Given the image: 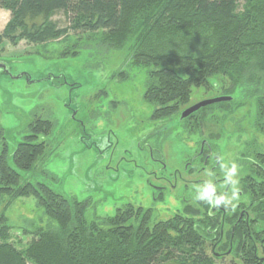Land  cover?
I'll use <instances>...</instances> for the list:
<instances>
[{"label": "rangeland", "instance_id": "rangeland-1", "mask_svg": "<svg viewBox=\"0 0 264 264\" xmlns=\"http://www.w3.org/2000/svg\"><path fill=\"white\" fill-rule=\"evenodd\" d=\"M159 1L140 0L137 11L128 20L135 21L136 16L145 12L146 3H156L153 6L157 7ZM243 6L242 3L239 12L243 11ZM10 16L8 10L0 8V34ZM48 18L59 28L68 26L62 12L28 19L27 23L28 26L41 24ZM140 23H137L136 34L132 22L127 26L129 37L121 47L119 38H111L108 31L81 36L69 32L40 44L26 39L14 43L3 40L0 61L6 63L7 70H0V127L5 131V140H0V151L6 146L12 154L30 131L33 119H46L52 123V129L45 137L47 148L37 159L36 166L29 171L15 167L21 175L15 180L18 183L16 191L0 196V216L4 213L13 226L11 234L18 247L33 239L25 230L50 223L45 208L38 203L36 193L28 184L46 183L66 197L86 202L88 215L100 218L113 216L117 208L126 204L151 208L155 220L174 216L184 209L188 200H191L192 208L201 207L203 201L201 204L195 201L194 195L196 187L206 180L217 186V195H229L228 202L220 204L227 215L235 214L242 202L248 203L247 196L242 199L237 196L244 178L250 173L240 156L252 151L251 143L264 154V128L257 127L256 98L251 96L264 95V76L261 85L245 84V91L250 95L244 96V100L239 93L233 97L223 94L233 89L227 74L210 77L208 87L193 88L187 108L220 96L236 100L228 106L220 102L203 107L205 109L198 118L204 126L200 133L195 129L187 135L177 133L181 129L172 120L154 122L156 106L145 98L154 65H146L148 61L136 55L135 46L150 31L147 44L192 43V40L196 43L197 39L189 34L190 26L173 27L172 35H161L162 31L157 29L154 21L147 22L146 30L143 28L145 20ZM212 31V26L206 25L202 32L209 34ZM184 37L186 39L182 40ZM137 61L140 64L136 65ZM187 108L183 107V111ZM179 118L181 115L176 117ZM203 139L211 144L210 161L207 165L203 162L206 168L196 162L190 171L185 164L191 162ZM218 155L221 163L228 161L238 165L234 177L235 197H231V186H224ZM162 156L168 166V172L164 173L167 180L163 181L159 180L162 174L152 172L154 165L159 164H150L152 157ZM187 156L190 158L185 160ZM10 161L13 164L12 158ZM152 184L167 187L162 197L159 198V191H155ZM20 190L25 191L18 194ZM259 218V225L264 228V214ZM210 251L211 247L208 248ZM212 260L215 264L238 261L232 255L223 260L212 257Z\"/></svg>", "mask_w": 264, "mask_h": 264}, {"label": "trees", "instance_id": "trees-1", "mask_svg": "<svg viewBox=\"0 0 264 264\" xmlns=\"http://www.w3.org/2000/svg\"><path fill=\"white\" fill-rule=\"evenodd\" d=\"M139 1L0 0V8L11 14L0 34V47L3 40L14 43L26 39L40 44L69 32L81 36L100 31L111 32V38L118 37L121 47L129 37L126 29L131 22L135 34L139 30L137 23L143 20L145 30L149 25L147 22L154 21L157 29L162 31L161 35H172L173 27L190 26L189 34L195 35L196 43L192 40V43L147 44L150 31L135 46L136 55L146 59V65H154L145 95L146 100L156 106L154 122L172 120L183 124L182 129L188 134L191 129L200 133L204 128L198 118L205 108L185 119H176L183 107H188L193 88L208 87L210 77L227 74L233 89L223 94L233 97L239 93L244 100L249 94L245 84L261 85L264 76V0H168L165 3L160 0L157 7L153 6L156 3H146L145 12L136 16L135 21L128 20L137 11ZM242 3L244 9L239 12ZM57 12L65 15L68 21L65 28H59L49 18L41 24L28 26V19L52 16ZM206 25L213 28L209 34L202 32ZM253 95L258 109L257 127L264 128V95ZM234 99L221 104L228 106ZM51 124L50 120L33 119L30 131L12 154L3 146L0 151V196L12 193L18 184L15 180L21 175L15 167L29 171L36 166L37 159L47 148L45 137L52 129ZM4 132L0 127V140H5ZM249 148L252 151L243 153L240 160L246 163L250 173L237 195L241 199L247 196L248 203L242 202L232 215H227L223 206L216 207L215 214L214 210L210 211L211 205L204 201L201 207L192 208L191 200H188L184 209L167 219L155 220L151 208L134 204L117 208L113 216L100 218L88 215L86 202L66 197L46 183L28 184L36 193L38 203L45 208L50 223L25 230L33 239L18 247L11 234L13 226L2 213L0 264H215L212 257L223 260L229 254L239 261L234 260L233 264H264V228L259 225V217L264 214V154L254 143ZM193 162L205 165L204 156L193 158ZM193 167L188 169L192 171ZM22 191L25 190L18 194Z\"/></svg>", "mask_w": 264, "mask_h": 264}, {"label": "clouds", "instance_id": "clouds-1", "mask_svg": "<svg viewBox=\"0 0 264 264\" xmlns=\"http://www.w3.org/2000/svg\"><path fill=\"white\" fill-rule=\"evenodd\" d=\"M220 167L225 178L224 186H231V197H235L237 187L234 177L237 174L238 165L235 162L225 161L221 163ZM194 199L195 201H204L209 205L216 206L226 204L230 197L227 193L217 195V186L211 180H206L196 187Z\"/></svg>", "mask_w": 264, "mask_h": 264}, {"label": "flooded vegetation", "instance_id": "flooded-vegetation-1", "mask_svg": "<svg viewBox=\"0 0 264 264\" xmlns=\"http://www.w3.org/2000/svg\"><path fill=\"white\" fill-rule=\"evenodd\" d=\"M179 128L181 129V131H179V132H177V133H181V134H183L182 132H184L183 131V129H182V127L179 125ZM181 134H179V136H181L182 137V135ZM188 133H186V135H187ZM183 138V137H182ZM211 144H210V142L209 141H207L206 139H203L202 140V142H200V144H199V150H198V152H196V153H193V157H192V160H191V162H187L186 164H185V168L186 169H188L189 168V166H194V162H193V158H195V157H197L198 156V158L199 157H202V156H204V160H205V164L207 163H209V161H210V158H211ZM158 150V149H157ZM195 151V150H194ZM198 154V155H197ZM200 155V156H199ZM187 158H189V156H187L186 157V159L185 160H187ZM217 161H220V163H221V159H220V156L218 155L217 156ZM152 163H157V164H159L157 167L154 165V167H153V169H154V171H152L153 173H156V174H162L161 176V178L159 179V180H167V178H164V177H167L164 173L165 172H168L167 171V168H168V166H167V163H166V161L164 160V156H162V157H160V158H157V157H152V159H150V164H152ZM206 164V165H207ZM206 165H205V168H206ZM204 168V169H205ZM152 186H153V189L155 190V191H159L158 192V194H159V198L160 197H162V192L163 191H166L167 189V187L166 186H164V185H157V184H152ZM155 193V192H154ZM241 193V192H240ZM156 199V198H155ZM221 207L222 205H216V206H213V205H211V207H210V211L211 210H214V212H215V214L217 213V210L215 209L216 207ZM231 245H232V243H231ZM230 255V254H229ZM227 255H225V257H226Z\"/></svg>", "mask_w": 264, "mask_h": 264}, {"label": "water", "instance_id": "water-1", "mask_svg": "<svg viewBox=\"0 0 264 264\" xmlns=\"http://www.w3.org/2000/svg\"><path fill=\"white\" fill-rule=\"evenodd\" d=\"M1 69L4 71L7 70L6 63H4L2 61H0V70ZM230 100H231V97H229V96H220V97H215V98L204 100L198 104H195V105L187 108L185 111H183L181 114V118L185 119V118L189 117L190 115H192L193 113L199 111L201 108H203L205 106H209V105L220 103V102L230 101Z\"/></svg>", "mask_w": 264, "mask_h": 264}]
</instances>
